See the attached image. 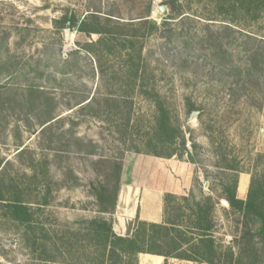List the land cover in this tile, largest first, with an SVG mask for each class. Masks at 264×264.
Wrapping results in <instances>:
<instances>
[{
    "label": "rangeland",
    "instance_id": "1",
    "mask_svg": "<svg viewBox=\"0 0 264 264\" xmlns=\"http://www.w3.org/2000/svg\"><path fill=\"white\" fill-rule=\"evenodd\" d=\"M182 3L187 18L170 20L173 32L148 36L138 22L151 7L149 19L162 24L164 0H0V264H48L53 246L46 234L56 238L61 264H78L71 234L84 232L85 221L113 219L100 212L94 188L116 187L114 162L122 165L119 195L122 179L154 180L157 168H179L191 187L166 194L188 202L171 206L215 200L211 221L221 255L214 264H230L229 248L237 258L242 254L238 264H264L258 239L240 240L247 224L253 232L259 224L221 198L223 175L234 174L230 167L240 191L253 176L264 185V72L245 74L249 52L264 51V43L244 39L237 26L227 31L221 21H205L213 14L206 0ZM68 13L78 25L93 13L109 18L114 49L87 52L99 35L56 26ZM207 24L228 50L201 43ZM251 31L264 40V22ZM131 35L141 49V58L134 55L137 74L127 68L122 47ZM153 91L182 132L188 153L179 149L180 157L146 154L157 116L147 95ZM17 199L34 214L37 246L4 207Z\"/></svg>",
    "mask_w": 264,
    "mask_h": 264
},
{
    "label": "trees",
    "instance_id": "2",
    "mask_svg": "<svg viewBox=\"0 0 264 264\" xmlns=\"http://www.w3.org/2000/svg\"><path fill=\"white\" fill-rule=\"evenodd\" d=\"M183 0H164V4L169 8L168 16L164 17L162 24H158L150 20L151 7L148 14L141 17L139 25L141 28L148 30L147 35L154 33L173 30L170 29V20H176L185 16V9L182 3ZM212 7V17H207L205 21H221V30L232 31V26H237L244 39L252 40L253 42L264 43L258 32H252V27L256 24L264 22V0H206ZM69 14H66L61 20L56 21V26L65 28L67 23H71V27L79 26V31L87 35L97 34L99 39L97 42L87 46L86 51L96 53V49L101 51L106 50L110 53L114 49L117 41L114 34L106 28L107 22L110 19H103L97 14H90L78 25L76 16L72 14L69 19ZM187 17H183L185 20ZM130 26H135L134 22L129 23ZM211 25L207 24L200 41L204 45H208L209 49L228 50L221 40L220 35H216L211 30ZM220 30V31H221ZM209 32V33H206ZM183 36L184 33L178 34ZM138 44L137 35L127 36L123 40V51L127 57L125 64L130 70L138 71L135 63V54L141 58V49L136 50ZM250 56L247 59L245 74L251 76L254 72L260 74L264 72V51L259 48L251 49ZM152 101L157 110L155 118V126L153 128V136L149 137L146 145L148 151L146 154L158 158L170 159L174 156H179V149L188 153L185 140L182 138L181 130L173 124L170 111L163 102L162 98L153 91ZM179 146V147H177ZM141 153V152H139ZM264 158V155L261 156ZM116 174L117 185L111 190L108 186L101 185L99 188H94L95 196L101 206L102 214H114L117 206L119 195V184L122 172L120 163H111ZM234 171V174H224L221 179V198L226 200L229 207L234 213L241 215L244 219H253L259 224V228L253 232L250 226L244 228L242 239H258L261 253L264 254V185L259 181L257 176H253L249 188L246 187L241 191V194L246 195V199L242 200L238 197V176L236 169L229 168ZM4 197L0 194V201ZM187 201L186 197L179 198L172 194L164 196V214L163 223H152L142 221L137 218L133 223H130L128 229L129 234L125 237L119 236L114 232L113 219L99 218L84 223L88 226L84 232L71 234L77 242L70 246H78L80 256H78V264H138L140 254H150L166 259H177L187 262H196L200 264H214L220 257L221 247L217 244L213 235L214 226L211 221V213L215 207V200L209 196L202 202H195L194 205L183 207H173L171 204L176 201ZM5 209L15 221L25 227L27 234H33L29 241H33L34 246L39 245V238H35L36 232L33 228L34 214L31 208L24 202L15 201L8 202ZM188 211V212H187ZM172 215L173 218H172ZM185 218V222L181 218ZM44 239L52 242L53 252L49 259L45 260L48 264H61L60 257L62 256L61 249L54 241L56 238L46 234ZM60 240V239H58ZM239 241V240H238ZM92 249V252L88 250ZM230 264H238L242 254L239 253L237 258L233 248L228 249Z\"/></svg>",
    "mask_w": 264,
    "mask_h": 264
},
{
    "label": "crops",
    "instance_id": "3",
    "mask_svg": "<svg viewBox=\"0 0 264 264\" xmlns=\"http://www.w3.org/2000/svg\"><path fill=\"white\" fill-rule=\"evenodd\" d=\"M165 169L167 170V168H157L158 176L154 177V180H150L149 175L141 178L134 177L132 181L122 179L121 193L113 214V229L117 235L127 236L130 223L137 218L146 222L163 223L164 195L166 193L181 195L190 189L188 175H182L179 168L177 172L168 169V175L163 171ZM175 175L178 176L177 179ZM237 194L240 199H246V195L241 194L240 185ZM138 264H166V259L156 255L140 254Z\"/></svg>",
    "mask_w": 264,
    "mask_h": 264
},
{
    "label": "water",
    "instance_id": "4",
    "mask_svg": "<svg viewBox=\"0 0 264 264\" xmlns=\"http://www.w3.org/2000/svg\"><path fill=\"white\" fill-rule=\"evenodd\" d=\"M160 10L164 14V17L168 16L169 9L167 7H165V6L161 7ZM71 16H72V14H69V19H71ZM66 27H67V33H70L71 32V23L68 22Z\"/></svg>",
    "mask_w": 264,
    "mask_h": 264
}]
</instances>
